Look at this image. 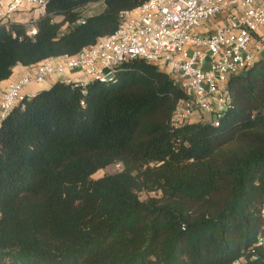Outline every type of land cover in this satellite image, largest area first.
<instances>
[{
	"label": "trees",
	"instance_id": "trees-1",
	"mask_svg": "<svg viewBox=\"0 0 264 264\" xmlns=\"http://www.w3.org/2000/svg\"><path fill=\"white\" fill-rule=\"evenodd\" d=\"M48 0L30 36L0 19V83L73 55L147 0ZM218 125L172 128L180 90L157 65L123 64L86 88L54 82L0 127V264H231L264 205V61L229 81ZM118 164L120 170L94 178ZM148 194L142 198V194ZM247 264H264V247Z\"/></svg>",
	"mask_w": 264,
	"mask_h": 264
},
{
	"label": "built area",
	"instance_id": "built-area-1",
	"mask_svg": "<svg viewBox=\"0 0 264 264\" xmlns=\"http://www.w3.org/2000/svg\"><path fill=\"white\" fill-rule=\"evenodd\" d=\"M48 0H0V19L23 23L37 33L36 21ZM34 12L38 18L26 15ZM26 15L20 17L19 15ZM142 59L166 72L180 90L169 119L172 128L210 122L218 125L232 102V77L264 61V0H147L120 13L117 29L73 55L44 59L26 67L0 90V127L12 109L28 99L26 89L56 74L82 88L108 82L126 62ZM76 72L79 76L68 75ZM262 225L255 245L231 264H247L264 247Z\"/></svg>",
	"mask_w": 264,
	"mask_h": 264
},
{
	"label": "rangeland",
	"instance_id": "rangeland-1",
	"mask_svg": "<svg viewBox=\"0 0 264 264\" xmlns=\"http://www.w3.org/2000/svg\"><path fill=\"white\" fill-rule=\"evenodd\" d=\"M104 7H105V3L103 0L91 3L84 10L83 16L89 17V16L99 14L100 12L103 11ZM26 17L30 20L31 17L38 18L39 15H35L34 12H30L29 14L26 15ZM162 67H164V64L161 63V65H159V69H162ZM51 78L54 80L52 83H50L49 80H46L44 83L40 84L41 86L40 91L48 89L54 82H56L55 79L57 78V75L54 74ZM31 97H32L31 95H28V99H30ZM119 170H120V167L118 164H111L107 166L105 169L99 170L97 173L93 175V177L98 178L107 173H116ZM147 196L148 194H145V193L142 194L143 199L146 198Z\"/></svg>",
	"mask_w": 264,
	"mask_h": 264
},
{
	"label": "crops",
	"instance_id": "crops-1",
	"mask_svg": "<svg viewBox=\"0 0 264 264\" xmlns=\"http://www.w3.org/2000/svg\"><path fill=\"white\" fill-rule=\"evenodd\" d=\"M25 15L26 14L23 13V14H21L19 16L24 18ZM26 70H27L26 67L21 66V65H17L15 67V70H14L13 75L11 76V78L9 80L17 79L20 75H22L23 73H25ZM67 74L68 75H71V76H74V77L79 76L78 73H76V72H70V71H68ZM58 79H59V77L57 76V78L55 80L57 81ZM8 81H3V82L0 83V90L1 91H3L6 88ZM49 81H50V83H52L54 80L51 78ZM40 88H41L40 84L34 83L30 87H28L25 91H26L27 94H29L30 92H33L35 94L37 92H40Z\"/></svg>",
	"mask_w": 264,
	"mask_h": 264
}]
</instances>
